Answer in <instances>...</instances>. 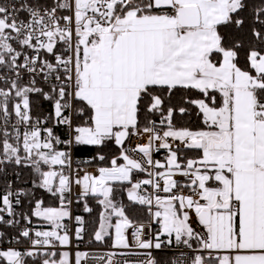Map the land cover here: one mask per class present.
<instances>
[{
    "label": "snow or ice",
    "instance_id": "snow-or-ice-1",
    "mask_svg": "<svg viewBox=\"0 0 264 264\" xmlns=\"http://www.w3.org/2000/svg\"><path fill=\"white\" fill-rule=\"evenodd\" d=\"M0 264H264V0H0Z\"/></svg>",
    "mask_w": 264,
    "mask_h": 264
},
{
    "label": "trees",
    "instance_id": "trees-1",
    "mask_svg": "<svg viewBox=\"0 0 264 264\" xmlns=\"http://www.w3.org/2000/svg\"><path fill=\"white\" fill-rule=\"evenodd\" d=\"M77 212H79V210H77Z\"/></svg>",
    "mask_w": 264,
    "mask_h": 264
}]
</instances>
